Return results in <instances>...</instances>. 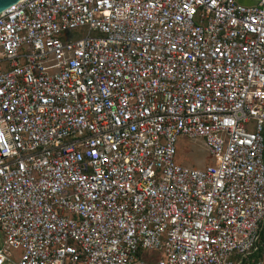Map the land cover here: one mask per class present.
I'll return each mask as SVG.
<instances>
[{
  "label": "built area",
  "instance_id": "2783aa9c",
  "mask_svg": "<svg viewBox=\"0 0 264 264\" xmlns=\"http://www.w3.org/2000/svg\"><path fill=\"white\" fill-rule=\"evenodd\" d=\"M0 264H264V0L0 11Z\"/></svg>",
  "mask_w": 264,
  "mask_h": 264
},
{
  "label": "rangeland",
  "instance_id": "374dc122",
  "mask_svg": "<svg viewBox=\"0 0 264 264\" xmlns=\"http://www.w3.org/2000/svg\"><path fill=\"white\" fill-rule=\"evenodd\" d=\"M213 158L206 149L202 139L180 137L177 142L176 161L182 165L203 168Z\"/></svg>",
  "mask_w": 264,
  "mask_h": 264
},
{
  "label": "water",
  "instance_id": "95a60500",
  "mask_svg": "<svg viewBox=\"0 0 264 264\" xmlns=\"http://www.w3.org/2000/svg\"><path fill=\"white\" fill-rule=\"evenodd\" d=\"M18 0H0V11L4 10L12 3L17 2ZM259 0H236L237 3L252 5L257 4Z\"/></svg>",
  "mask_w": 264,
  "mask_h": 264
}]
</instances>
